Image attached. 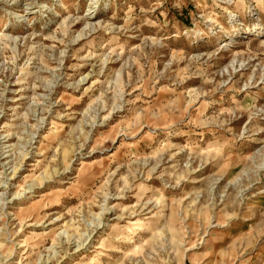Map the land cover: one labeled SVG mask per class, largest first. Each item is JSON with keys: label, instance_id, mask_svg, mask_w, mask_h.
Returning <instances> with one entry per match:
<instances>
[{"label": "rangeland", "instance_id": "1", "mask_svg": "<svg viewBox=\"0 0 264 264\" xmlns=\"http://www.w3.org/2000/svg\"><path fill=\"white\" fill-rule=\"evenodd\" d=\"M0 264H264V0H0Z\"/></svg>", "mask_w": 264, "mask_h": 264}, {"label": "bare ground", "instance_id": "2", "mask_svg": "<svg viewBox=\"0 0 264 264\" xmlns=\"http://www.w3.org/2000/svg\"><path fill=\"white\" fill-rule=\"evenodd\" d=\"M199 32H202V29H200Z\"/></svg>", "mask_w": 264, "mask_h": 264}]
</instances>
